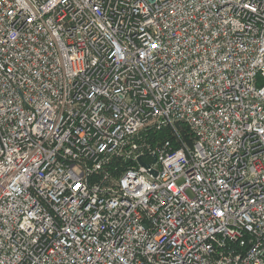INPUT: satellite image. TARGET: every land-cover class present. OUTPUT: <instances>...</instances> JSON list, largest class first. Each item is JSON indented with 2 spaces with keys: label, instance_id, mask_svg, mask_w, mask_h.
Masks as SVG:
<instances>
[{
  "label": "built area",
  "instance_id": "built-area-1",
  "mask_svg": "<svg viewBox=\"0 0 264 264\" xmlns=\"http://www.w3.org/2000/svg\"><path fill=\"white\" fill-rule=\"evenodd\" d=\"M0 264H264V0H0Z\"/></svg>",
  "mask_w": 264,
  "mask_h": 264
},
{
  "label": "trees",
  "instance_id": "trees-1",
  "mask_svg": "<svg viewBox=\"0 0 264 264\" xmlns=\"http://www.w3.org/2000/svg\"><path fill=\"white\" fill-rule=\"evenodd\" d=\"M187 130L185 131V133L187 134ZM166 138H168V135L165 133V134H159V139L160 140H164V139H166Z\"/></svg>",
  "mask_w": 264,
  "mask_h": 264
}]
</instances>
